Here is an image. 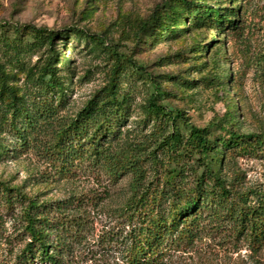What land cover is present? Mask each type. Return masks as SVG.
Instances as JSON below:
<instances>
[{
  "label": "trees",
  "instance_id": "16d2710c",
  "mask_svg": "<svg viewBox=\"0 0 264 264\" xmlns=\"http://www.w3.org/2000/svg\"><path fill=\"white\" fill-rule=\"evenodd\" d=\"M258 1L229 0L225 6L223 0H164L148 17L139 19L133 36L140 41L158 28L156 35L166 40L181 30L176 24H182L178 22L182 12L188 13L190 23L216 24L219 32L241 34L244 14ZM24 28L38 45L47 46V54L28 71V97H17L0 64V98L3 91L11 92L6 105L10 122L21 116L27 122L28 133L12 125L22 145L36 148L58 179L83 174L103 179L110 187L103 191L106 198L117 194L121 179L130 178L127 197L111 208L113 226L98 244L115 248L126 264H169L174 254L193 250L209 235L243 240L253 249L264 246V190L239 191L224 173L231 153L264 159V126L242 130L236 122V102L228 105L226 119L203 127L194 124L184 110L164 103L172 95L164 80L143 77L136 61L117 51L109 52L107 84L74 114L63 115L61 108L71 89L60 74L55 37L73 34L88 41L92 51H103L107 49L103 35L76 27L51 31L14 24V37L6 36L3 44L16 59L24 51V45L18 44ZM216 50L223 56L220 47ZM258 64L264 76V54ZM134 77H141L144 87L143 102L136 105H132L133 89L123 86V78L131 86ZM232 79L229 71L226 82ZM215 80L225 83L221 74ZM135 111L136 125L122 129ZM1 120L8 122L6 115ZM85 198L80 195L72 203L39 199L18 185L0 181V217L1 212L11 213L17 226L15 240L22 243L13 264H73L75 250L85 244L87 235L83 216L70 209L84 208Z\"/></svg>",
  "mask_w": 264,
  "mask_h": 264
},
{
  "label": "rangeland",
  "instance_id": "374dc122",
  "mask_svg": "<svg viewBox=\"0 0 264 264\" xmlns=\"http://www.w3.org/2000/svg\"><path fill=\"white\" fill-rule=\"evenodd\" d=\"M163 1L0 0V64L9 74L8 85L15 87L17 97L24 94L28 97L31 89L28 71L40 60L44 61L47 54V46L38 45L30 30L24 28L18 43L24 45V51L16 59L14 51L3 44L6 36L8 39L14 37V24L45 27L51 31L76 27L103 35L107 49L92 51L88 41L77 39L73 34L68 38L62 36L60 40L55 37L60 74L66 77L71 89L68 102L61 108L63 115L74 114L96 90L107 84V71L112 62L109 52L117 51L134 59L143 77L156 76L164 80V86L172 92L164 103L184 110L194 124L203 127L226 119L228 105L236 102L237 125L244 131L259 130L264 126V76L258 64L264 54V9H261L264 0L244 14L241 34L219 32L216 24L190 23L188 13L182 12L183 17L178 20L182 24L169 20L181 28L177 34L163 40L156 35L160 30L157 28L152 36H141L138 41L133 34L139 19L148 17ZM223 1L227 6L229 0ZM219 47L224 51L221 57L216 50ZM166 56H170L169 61L162 60ZM66 62H69V68ZM229 71L233 79L227 83ZM217 74L223 76L224 84L215 80ZM123 86L127 90L133 89L132 105L143 102L141 77H134L131 86L123 78ZM10 94L5 90L0 98V148L4 147L0 151V181L18 185L22 192L39 199L72 203L76 197L85 196L88 205L81 210L75 206L70 209L83 216L87 235L85 244L75 250L73 264H126L115 248L98 244V241L105 238L113 226L111 208L127 197L129 176L119 181L117 194H112L111 198H106L103 193L109 186L95 175L56 178L42 154L36 148L23 146L19 140V131L28 133V127L22 116L10 122L11 111L8 112L6 107ZM137 113L131 114L129 124L122 129L136 125ZM5 115L6 123L1 120ZM12 125L18 126L19 131H14ZM224 173L239 191L264 190L262 158L231 153ZM1 216L0 264H13L12 257L22 243L15 240L17 226L13 224L11 213L4 215L1 212ZM169 264H264V246L253 249L243 240L209 235L198 241L193 250L174 254Z\"/></svg>",
  "mask_w": 264,
  "mask_h": 264
}]
</instances>
